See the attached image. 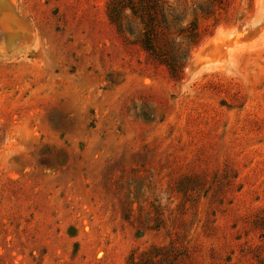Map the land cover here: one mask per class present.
<instances>
[{"label":"rangeland","instance_id":"374dc122","mask_svg":"<svg viewBox=\"0 0 264 264\" xmlns=\"http://www.w3.org/2000/svg\"><path fill=\"white\" fill-rule=\"evenodd\" d=\"M0 264H264V0H0Z\"/></svg>","mask_w":264,"mask_h":264}]
</instances>
